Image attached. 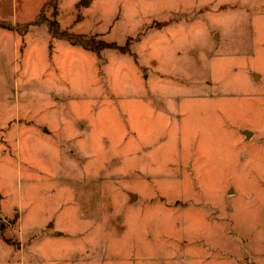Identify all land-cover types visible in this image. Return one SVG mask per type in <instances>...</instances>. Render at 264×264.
<instances>
[{
    "label": "rangeland",
    "instance_id": "obj_1",
    "mask_svg": "<svg viewBox=\"0 0 264 264\" xmlns=\"http://www.w3.org/2000/svg\"><path fill=\"white\" fill-rule=\"evenodd\" d=\"M44 1L0 11V264H264V0Z\"/></svg>",
    "mask_w": 264,
    "mask_h": 264
},
{
    "label": "trees",
    "instance_id": "obj_2",
    "mask_svg": "<svg viewBox=\"0 0 264 264\" xmlns=\"http://www.w3.org/2000/svg\"><path fill=\"white\" fill-rule=\"evenodd\" d=\"M54 1L55 0H46L42 6L46 5V6H52L54 7ZM55 10V9H54ZM55 14V11L54 13ZM36 19H34L32 22H35ZM46 19L43 21L45 22ZM38 23L42 22L37 21ZM29 23L31 22H25L24 24H18V23H9L7 21H3L0 20V25H2L3 27H6L7 29H13L15 28L17 31L23 32L27 29V27L29 26ZM48 31L51 34V36L53 37H61L64 39H67L70 43L73 44H78L80 46H82L84 49H93V50H98L101 49L103 47V41H98V42H93L91 39L88 38H83V36L79 35V34H74V33H67L65 30H60L59 29V24H57V20H52L48 22ZM17 26H21L22 29H18ZM2 225H0V231L2 230Z\"/></svg>",
    "mask_w": 264,
    "mask_h": 264
},
{
    "label": "crops",
    "instance_id": "obj_3",
    "mask_svg": "<svg viewBox=\"0 0 264 264\" xmlns=\"http://www.w3.org/2000/svg\"><path fill=\"white\" fill-rule=\"evenodd\" d=\"M5 1H9V0H0V11H1V8H2V6H3V4H4V2ZM11 1V0H10ZM14 1V5H13V7L14 8H19L20 10L24 7V3H25V0H13ZM19 1V2H18ZM44 1V0H43ZM45 2V1H44ZM43 2V3H44ZM38 4V3H37ZM37 4H36V6L34 7V8H36L37 7ZM36 10V9H35ZM34 13H35V11H34ZM15 23V22H14ZM27 31V30H26ZM25 32V31H24Z\"/></svg>",
    "mask_w": 264,
    "mask_h": 264
},
{
    "label": "water",
    "instance_id": "obj_4",
    "mask_svg": "<svg viewBox=\"0 0 264 264\" xmlns=\"http://www.w3.org/2000/svg\"><path fill=\"white\" fill-rule=\"evenodd\" d=\"M242 132L244 133L245 137H248L250 135L249 130L244 129V130H242ZM231 191H232V189H229V192H231Z\"/></svg>",
    "mask_w": 264,
    "mask_h": 264
}]
</instances>
